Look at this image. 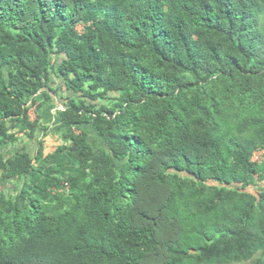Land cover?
<instances>
[{
	"label": "trees",
	"instance_id": "obj_1",
	"mask_svg": "<svg viewBox=\"0 0 264 264\" xmlns=\"http://www.w3.org/2000/svg\"><path fill=\"white\" fill-rule=\"evenodd\" d=\"M259 148L264 0H0V264H264Z\"/></svg>",
	"mask_w": 264,
	"mask_h": 264
},
{
	"label": "rangeland",
	"instance_id": "obj_2",
	"mask_svg": "<svg viewBox=\"0 0 264 264\" xmlns=\"http://www.w3.org/2000/svg\"><path fill=\"white\" fill-rule=\"evenodd\" d=\"M54 100L55 102H52L51 99H49L48 102L42 104L40 108L37 107V104L39 103V101H37L35 104L31 105L29 110V115L32 120L35 119L36 116H39L40 118L39 127L37 129V137L43 141L46 151L52 150L56 145L61 143V134L65 130V127L61 126L59 119H57L55 115L56 109H62L63 101L58 99V97H54ZM24 140V142L28 144V148L35 149V144L32 145L27 139ZM16 149H18V145L9 144L4 146L2 151H4L6 154H10L16 151ZM17 186L18 180L2 179L0 177L1 189L7 190L8 192H13L14 188ZM229 264L236 263L232 262ZM241 264H249V261L243 262Z\"/></svg>",
	"mask_w": 264,
	"mask_h": 264
},
{
	"label": "built area",
	"instance_id": "obj_3",
	"mask_svg": "<svg viewBox=\"0 0 264 264\" xmlns=\"http://www.w3.org/2000/svg\"><path fill=\"white\" fill-rule=\"evenodd\" d=\"M77 30H78V32H82L83 25L79 24L77 26ZM263 159H264V148H259L252 153V156H251L252 162L260 163V162H262Z\"/></svg>",
	"mask_w": 264,
	"mask_h": 264
},
{
	"label": "clouds",
	"instance_id": "obj_4",
	"mask_svg": "<svg viewBox=\"0 0 264 264\" xmlns=\"http://www.w3.org/2000/svg\"><path fill=\"white\" fill-rule=\"evenodd\" d=\"M65 189H67V186L65 187Z\"/></svg>",
	"mask_w": 264,
	"mask_h": 264
}]
</instances>
